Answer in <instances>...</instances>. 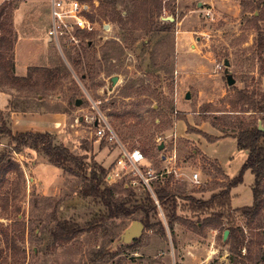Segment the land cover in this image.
<instances>
[{
	"label": "rangeland",
	"instance_id": "obj_1",
	"mask_svg": "<svg viewBox=\"0 0 264 264\" xmlns=\"http://www.w3.org/2000/svg\"><path fill=\"white\" fill-rule=\"evenodd\" d=\"M23 1L26 5L20 21L29 17L26 11L30 8L35 9V17H49L52 0H11L18 7ZM101 1L107 0L81 2L88 3L95 13ZM115 1L126 23H118L110 8L105 16L99 8L97 22L101 28L90 41L92 47L87 48L86 41L72 47L64 38L61 45L49 43L50 58L44 67L62 69L64 80L57 89H50V83H46L49 89H44L42 102L33 98L29 107L67 114L69 134L75 130L80 133L72 152L85 157L88 172L94 162L110 171L121 153L116 141H95L98 135L94 121L104 116L128 149L142 150L146 166L155 173L172 171L159 177L173 175L171 184L180 192L177 216L182 220H175L170 229L166 216L158 212L147 228L141 222L143 214L137 212L97 222L68 242L55 240L53 232L61 222L87 227L106 211L105 206L92 196H84L82 177L62 167L56 184L37 183V174L31 168L33 161L45 160L42 152L27 148L13 152L9 139L0 136V153H10L26 174L22 192L13 174L9 175L12 183L0 192L2 205L17 195L16 202L22 207L19 214L0 213V264L13 263L9 242L15 236L21 264H264V218L248 225L234 213L235 208L253 203L254 176L249 170L244 181L232 188V214L221 217V212H194L189 208V197L207 200L227 182L221 180V166L222 172L234 178L245 162L246 153L238 148L236 139L221 137L224 132L216 126L226 128L240 115V106L231 104L237 89L256 93L264 90V0H160L159 7L150 0ZM35 22L33 27L38 30ZM158 27L164 29L157 31ZM12 28L15 32L13 22ZM43 31L47 39L48 30ZM78 52L97 61L93 73L84 63L79 68L75 65ZM82 73L94 76L84 81ZM228 74L235 79L233 85L228 83ZM114 76H118L116 83L112 81ZM4 87L10 88L0 84ZM15 95L13 100L17 101V90ZM71 97L81 99V104L76 105ZM243 116L247 120L259 118L264 125L259 113L248 111ZM189 125L194 132L187 130ZM198 131L220 138L210 142ZM202 140L205 151L214 159L201 150ZM162 143L163 148H159ZM194 172L199 173V185L192 181ZM49 177L48 182H53L54 177ZM130 177L123 176L118 183L129 184ZM156 179L151 180V187ZM133 189L132 204L140 203L149 190L140 181ZM158 219L166 233L160 230ZM15 221L25 223L24 233L23 225L16 226ZM135 221L143 224L142 234L129 243L121 242L122 234ZM230 224L242 227L244 234L235 239L229 232L224 238ZM234 244L239 247L235 249Z\"/></svg>",
	"mask_w": 264,
	"mask_h": 264
},
{
	"label": "trees",
	"instance_id": "obj_2",
	"mask_svg": "<svg viewBox=\"0 0 264 264\" xmlns=\"http://www.w3.org/2000/svg\"><path fill=\"white\" fill-rule=\"evenodd\" d=\"M84 1V0H81ZM155 7H159L160 0H150ZM117 2L115 0L101 1L99 8L102 10L103 16L106 15L107 10L110 8L115 14V19L118 23L125 24L124 17L116 9ZM18 6H13L11 0H5L0 4V84L8 85L10 88H15L19 92L17 101L12 102V111H28L29 102L34 98L38 102H42V98L45 97L46 83H50V89H57L63 82L64 77L62 75V69L54 70L47 67H31L29 73L25 77H19L15 75V63H14V44L16 41V34L12 28V14ZM98 8V9H99ZM98 9L95 13H90L89 17L92 20L97 21L100 18ZM97 14V15H96ZM256 19V17H255ZM7 25H9L7 27ZM123 26V25H122ZM164 28H157V31ZM95 33L86 34L80 32L83 36V40L86 41L87 48L92 47L90 41ZM135 42V39L133 40ZM262 44V43H261ZM12 54V55H11ZM83 57V58H82ZM75 65L79 68L84 63L89 68V72L93 73L97 61L92 57H84L79 52L74 58ZM39 73V74H37ZM37 74L36 77L34 75ZM93 74H81L82 79L85 81L89 78H93ZM38 89V90H35ZM259 95V98H258ZM130 96V95H128ZM75 97H71L70 100L76 103ZM157 100L161 101L158 96ZM231 104L234 106L239 105L240 109L237 114H240L236 121L229 126L220 127L225 136H232L236 138L238 148L241 150H247V158L242 165V168L237 176L229 179L226 183L220 186V191L213 193L207 200L191 198L190 210L194 212L213 210L215 213H220L221 217L226 214H232L229 212L232 205V188L241 184L244 181V174L249 170L254 175V182L252 184L253 191V203L252 205L237 207L234 209V213H239L249 225L257 220V218H264V131L259 129V118L247 120L244 118V114L248 111L261 114L260 119L264 123V90L259 93L249 91L247 89H237L235 91V98L231 99ZM224 111V110H218ZM189 132H194L191 126L187 129ZM203 134L208 141L215 142L220 137L212 136L206 132L198 131ZM230 132V133H229ZM0 136L9 139V146L13 152L20 153L24 148H31L40 150L45 160L55 166L62 167L67 172L81 176L85 182V186L82 189L84 196H92L99 202H101L106 211L101 213L98 217H95L86 226H80L68 221L61 222L58 225L56 231L53 232L55 240L68 242L76 237L81 232L91 229L97 222H105L112 218L129 217L137 212L142 213L143 217L141 222L145 227L150 228L152 226V219L158 215V206L152 193L147 190L144 199L138 204H132L135 197V191L131 185L116 183L109 185L106 181V174L109 169L102 164L94 162L88 172V164L85 161V157H80L74 154L69 148L62 144L55 142V137L50 132H17L14 133L9 125V118L6 117L5 112L0 110ZM14 144V145H13ZM15 175V180L19 184V191L22 192L26 185V174L23 167L19 162L12 159L10 153L6 151L0 153V192L2 189L12 183L9 175ZM171 174V173H170ZM173 175H169L168 178L157 177L153 184V190L156 198L165 211V216L168 219L170 229H173L175 220H182L177 216L179 191L174 189L171 184ZM14 181V180H13ZM126 193L127 197L117 196L118 193ZM1 195V193H0ZM17 195L12 202L0 203V213L5 215L8 213L19 214L21 212V204L16 202ZM220 210V211H217ZM210 221V219H209ZM15 221L14 225L19 227L23 225V233L25 232V223ZM158 223L161 226V231L165 232V225L158 219ZM218 224L221 221L217 222ZM231 232V236L235 239L241 233L244 234V229L235 224H230L228 227ZM24 239V236H19ZM18 237L15 236L10 240V255L14 258L12 264H21L18 257ZM239 245L234 244V248L237 249ZM26 253H23L25 256Z\"/></svg>",
	"mask_w": 264,
	"mask_h": 264
},
{
	"label": "crops",
	"instance_id": "obj_3",
	"mask_svg": "<svg viewBox=\"0 0 264 264\" xmlns=\"http://www.w3.org/2000/svg\"><path fill=\"white\" fill-rule=\"evenodd\" d=\"M3 1L4 0H2L0 4ZM25 5L26 2L23 1V3L19 7L15 8L13 12V24H14L15 33H17V38L14 44L15 75L19 77L27 76L30 67L46 66V64L48 63L47 61L50 58L49 43L51 42V39L50 37H47V39L43 38V33H44L43 30L44 29L49 30L52 25V11L50 12L48 18L47 17L42 18L40 14H37V17H35L36 14L35 9L30 8L29 10L26 11L29 13V17H25L23 18L22 21H20L22 15L24 14L22 13V10L25 7ZM18 20L20 21V24L18 23ZM28 21L29 22L33 21V22L28 23ZM34 21L37 22V26L39 28L38 30H36L35 27H33ZM24 22H26V24L28 23L29 25L23 26ZM15 93H16L15 88H6V87L0 88V110L4 111L6 117L9 118V125L12 131L14 133L26 132V131L50 132L54 135L55 142L57 144H62L67 148H69L71 151H73L71 146L72 145L74 146L77 143L76 139L80 137V133L78 132V130H75L74 133L72 132L69 134V130H68L69 123H68L67 114L64 112H60L59 110L37 111L30 108L26 112L12 111L11 104L13 102V97L16 96ZM72 127H74V125H72ZM219 136H221V134H219ZM95 141L100 143L105 142L111 144V142L107 141L106 139H101L99 137H96ZM203 143H204L203 140L200 141L201 150L203 151V153L209 156V158L214 159V157H212L210 154H208L205 151ZM27 149L32 150L31 148H27ZM78 149H83V148H78ZM114 151L115 150H113V152ZM243 151L246 153V158H247L248 151L247 150H243ZM215 160L219 161L218 159ZM33 162H34V167L31 169L33 170V172L37 174L36 176L37 179L35 178L32 179L37 180L36 181L37 183L43 182L44 184L48 183L52 185L58 182V177H59L58 174L61 171L58 166H55L45 160H40L38 162L33 161ZM220 168L221 170L219 171L221 172V175H223V178H221L223 182L232 179L226 173H224L225 171L222 172V166ZM44 173L46 176H43ZM48 177L49 178L54 177L52 179L53 182L51 183L48 182L47 180Z\"/></svg>",
	"mask_w": 264,
	"mask_h": 264
},
{
	"label": "built area",
	"instance_id": "obj_4",
	"mask_svg": "<svg viewBox=\"0 0 264 264\" xmlns=\"http://www.w3.org/2000/svg\"><path fill=\"white\" fill-rule=\"evenodd\" d=\"M51 11L52 25L48 30V34L51 41L56 42L57 45H61V38H64L65 44L72 47H80L84 42L80 32H85L86 34L96 33L101 28L99 22L89 17L91 10L88 3H82L80 0H52ZM94 123L97 127L96 133L99 138L106 139L109 142L116 141L121 148V153L116 160L115 166L106 174L107 183L109 185L118 183L126 175L131 176L130 178L132 179L128 185L132 187L139 181L144 183L157 202L159 215L165 217L150 183L152 179L160 175L170 174L172 171L155 173V170L151 166H146L144 164L146 156L142 150L136 147L128 149L119 140L117 134L104 116L96 118ZM174 172L177 174L176 169ZM191 178L195 184L199 185L202 183L198 172H194Z\"/></svg>",
	"mask_w": 264,
	"mask_h": 264
},
{
	"label": "water",
	"instance_id": "obj_5",
	"mask_svg": "<svg viewBox=\"0 0 264 264\" xmlns=\"http://www.w3.org/2000/svg\"><path fill=\"white\" fill-rule=\"evenodd\" d=\"M225 64H226V67H229V65H230L229 60H226ZM117 80H118V76H114L112 78L113 83H116ZM228 83H229V85H233L235 83V79H233L230 74H228ZM187 97H189V94H187ZM81 102H82L81 99H77L76 105L79 106L81 104ZM258 127H259V129L264 131V125L261 122H259ZM163 146H164V143H162L159 148H163ZM143 229H144V226L141 222H139V221L133 222L131 224V226L129 228H127L125 230V232L122 234L121 242L129 243L131 241H134L137 237H139L142 234ZM229 232H230L229 230L225 231L224 238L228 237Z\"/></svg>",
	"mask_w": 264,
	"mask_h": 264
}]
</instances>
